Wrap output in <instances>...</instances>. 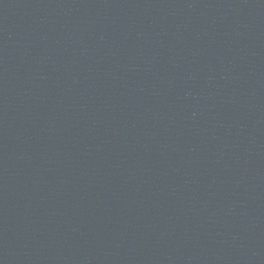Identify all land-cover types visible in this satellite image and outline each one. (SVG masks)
Here are the masks:
<instances>
[{"label":"water","instance_id":"1","mask_svg":"<svg viewBox=\"0 0 264 264\" xmlns=\"http://www.w3.org/2000/svg\"><path fill=\"white\" fill-rule=\"evenodd\" d=\"M0 264H264V0H0Z\"/></svg>","mask_w":264,"mask_h":264}]
</instances>
